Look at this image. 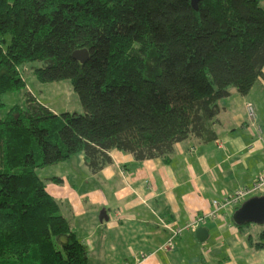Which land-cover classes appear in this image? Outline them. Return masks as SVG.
<instances>
[{"label":"trees","instance_id":"trees-1","mask_svg":"<svg viewBox=\"0 0 264 264\" xmlns=\"http://www.w3.org/2000/svg\"><path fill=\"white\" fill-rule=\"evenodd\" d=\"M261 1L0 0V96L40 63L35 76L69 80L84 109L55 113L27 91L0 119V264H89L37 169L83 154L96 174L114 149L168 162L191 135L216 138L218 102L264 79ZM260 226L248 242L264 249Z\"/></svg>","mask_w":264,"mask_h":264},{"label":"crops","instance_id":"crops-1","mask_svg":"<svg viewBox=\"0 0 264 264\" xmlns=\"http://www.w3.org/2000/svg\"><path fill=\"white\" fill-rule=\"evenodd\" d=\"M255 86L260 98L253 95ZM255 86L245 96L231 88L218 102L216 138L191 135L175 145L168 162L136 161L114 149L112 164L96 174L79 155L84 180L75 172L49 178L47 191L88 247L89 264H264V249L248 242L262 227L251 223L240 230L233 220L242 203L264 191L232 207L213 206L251 187L264 171V131L257 118L259 112L264 121V79ZM249 103L256 110L254 122ZM193 222L195 229L188 227ZM200 227L208 231L205 242L197 239Z\"/></svg>","mask_w":264,"mask_h":264},{"label":"rangeland","instance_id":"rangeland-1","mask_svg":"<svg viewBox=\"0 0 264 264\" xmlns=\"http://www.w3.org/2000/svg\"><path fill=\"white\" fill-rule=\"evenodd\" d=\"M261 6L264 7V1L261 2ZM40 66H42L40 63L25 64L22 66L21 73L26 82V87L4 93L0 96V119L4 118L12 107L16 105L21 107L25 106V93L27 91H30L42 104L56 113H84L79 96L74 91L71 82L69 80L48 83L41 82L33 72L35 67ZM258 94L259 87L255 86L253 95H256V98H260V96H257ZM257 116L259 118L258 123L261 124L264 131V121L261 119L259 112ZM79 155H75L69 162L56 166H48L44 169H37V173L48 186H50L49 178L55 174H63L64 172H75L76 175L84 180L85 168L79 160Z\"/></svg>","mask_w":264,"mask_h":264},{"label":"water","instance_id":"water-1","mask_svg":"<svg viewBox=\"0 0 264 264\" xmlns=\"http://www.w3.org/2000/svg\"><path fill=\"white\" fill-rule=\"evenodd\" d=\"M202 1L191 0L192 6L196 11L199 10V5ZM73 58L81 63H86L89 60V51L87 49L77 50L73 53ZM233 220L238 225L246 223L264 224V196H255L242 203L235 211ZM195 233L200 242H205L208 238V231L205 228L200 227Z\"/></svg>","mask_w":264,"mask_h":264},{"label":"built area","instance_id":"built-area-1","mask_svg":"<svg viewBox=\"0 0 264 264\" xmlns=\"http://www.w3.org/2000/svg\"><path fill=\"white\" fill-rule=\"evenodd\" d=\"M246 107H247L249 120L254 122V119L256 117L255 107L250 103L247 104ZM262 191H264V171L257 177L256 181L251 187L240 189L236 191L233 196L227 197L223 201H214L213 206L216 209L232 207L246 200L253 193L262 192ZM195 224L196 223L193 222L190 225H188V227L195 229ZM179 232L180 230H177L175 232V235H177ZM170 247L171 248L173 247V242H171Z\"/></svg>","mask_w":264,"mask_h":264}]
</instances>
